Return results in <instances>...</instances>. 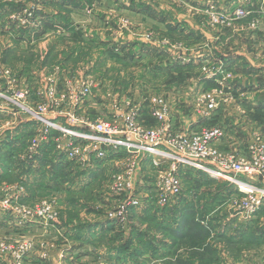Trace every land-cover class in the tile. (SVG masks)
<instances>
[{
    "label": "built area",
    "instance_id": "obj_1",
    "mask_svg": "<svg viewBox=\"0 0 264 264\" xmlns=\"http://www.w3.org/2000/svg\"><path fill=\"white\" fill-rule=\"evenodd\" d=\"M253 7V0H235L231 7L222 9L211 6L203 13L205 24L213 32L232 31L252 17ZM39 10L36 6L21 13L27 22L24 28L38 25ZM146 37L156 40L158 35L150 32ZM206 67L213 69L206 74ZM91 70L92 67H85L81 74L74 71L73 75L50 68L41 74L40 82L37 80L39 88L34 91L27 75L0 66V139L28 121L37 125L17 159L26 171L39 169V157L46 154L54 156L55 162L73 164L84 173L120 163L118 167L123 171L113 176L110 185V196L117 203L108 216L123 223L132 208L142 206V201H156L160 207H168L183 195L184 176L207 173L232 188L227 198L232 218L247 225L264 218V135L256 134L247 147L222 149L227 133L222 123L192 131L179 128L172 102L160 94L146 95L142 105L126 100L127 106L123 107L116 90L106 86ZM201 73L216 86L194 96L192 114L211 120L215 112L235 100L232 85L235 75L223 65L208 61ZM95 97L107 100L114 112L96 115L90 107V100ZM144 110L153 120L151 127L142 120ZM25 186L22 183L10 187L0 207L12 210L13 223L18 226L55 227L58 211L53 201L26 204L18 201L26 194ZM13 206L16 207L12 209ZM34 245V242L16 244L0 236V252L11 255L13 264H26V255ZM256 262L253 256L245 255L240 262L224 260L216 264ZM95 264L110 263L99 259Z\"/></svg>",
    "mask_w": 264,
    "mask_h": 264
},
{
    "label": "crops",
    "instance_id": "obj_2",
    "mask_svg": "<svg viewBox=\"0 0 264 264\" xmlns=\"http://www.w3.org/2000/svg\"><path fill=\"white\" fill-rule=\"evenodd\" d=\"M224 1L226 0H182V2L178 0L177 3H172L168 0H118V2L112 0H0V13L16 14L26 8L31 9L32 7L39 6L40 10L38 14L42 15L41 24L23 28L27 41L22 40L20 42L29 43L32 54L37 49L40 50L41 46L43 50L50 52L52 47H55L58 42H68L73 47L74 45L76 47L82 46L83 43L94 46L113 43V45L120 47V51L123 50L119 52L116 59H122L123 52L128 53L132 50L134 52H142L143 61L145 60L144 58L151 56L154 60L163 61V64L174 56L173 63L170 62L168 65L166 63L162 66L157 61L158 66L153 65V70L156 73H153V75H156L155 78L157 79V74H160L158 70L166 68L165 71L168 74L175 76L173 81H176L178 78L187 81L189 76L186 73L188 70L195 67L193 70L196 72L199 69L197 72L199 73V78L196 81V86L199 88H196L197 91L190 100L191 104L195 95L200 94L205 88L216 86L214 82L206 83L207 79L204 75L202 76L201 70L204 62L212 61L215 65H223L224 68L232 71L235 75L234 82L232 83L236 92L235 94L233 93L235 98H239L238 92H240L247 94L245 95L247 99L246 103L249 102L248 96H251L253 99L252 102L254 103L250 102L252 113L249 114L251 119H254L255 116H252L255 113L254 110L259 109L260 111L263 109L264 111V66L261 67L258 64L260 67H257L253 62L254 60L255 62L259 60L256 61L254 55L249 53L248 50L255 42L264 43V21L262 20L264 16H259V14L264 12L263 9L255 10L252 17L239 23L232 31L226 30L221 33H215V38L217 39H211L212 37L209 34L211 30L207 28L205 18L200 13L207 5L213 3L223 4ZM150 32L158 35L156 40H149L146 37V34ZM55 39L57 40L54 41ZM246 44L248 46H245ZM47 46L49 49H47ZM188 52L190 53L188 54ZM161 55H164V57L157 58ZM177 56L183 61L176 60ZM74 58L72 57L73 60ZM106 58L108 59V57ZM48 68L46 65L45 68L40 69L35 74L26 72L28 78L31 77L30 81L32 82L34 91H37L39 88L37 80L40 82L41 74ZM72 71H67L68 73L66 74L71 73L74 75L75 70ZM138 77L141 78L142 73ZM260 77L263 78V82L260 80ZM245 79L248 81L247 86L244 81ZM260 93L263 96L259 95ZM142 95L144 94L142 93ZM163 95L167 98L169 97L166 94ZM256 95H259L258 98H256ZM143 97H141L140 92L139 96H136L135 101L142 105ZM168 100L170 99L168 98ZM190 101L182 103L181 106L180 103L175 105L172 102L173 113L179 128L185 129L181 123L187 120ZM124 105L122 104L123 107H125ZM233 105L235 106V104ZM233 105H229L227 109H239L236 106L234 108ZM90 107L96 115L105 116L114 112L107 100L97 97L90 100ZM176 107L178 109L183 107V109L176 113L174 111L178 110ZM191 108L192 105L189 109L190 112ZM227 109L222 108L218 111L226 112ZM218 111L213 114L211 120L215 118V114ZM142 113V120L145 124L148 121L153 123L148 111L144 110ZM258 116H260L259 113L257 114ZM211 120L196 117L193 122L198 125H194L195 127L191 125V127L193 129H199L203 126L208 127L209 124L205 125ZM223 125L228 124L225 123ZM27 128L28 125L24 128V131H27ZM225 129L227 133L221 148L232 150L244 148L237 141V137L233 135V131L227 129L226 126ZM262 133L254 131L250 135L251 140L246 144L252 143L254 136ZM13 135H11L12 137L8 142L6 140L7 137L0 139V175L8 172L5 169L7 163L4 161L7 156H11V159L13 157L14 159H18L26 147V139L24 137L18 139L17 134ZM20 142L22 143L21 145H19ZM15 163L16 166L12 165V167L18 170V160H15ZM54 164L55 166L57 165L55 162ZM21 169L28 170L24 169V166ZM76 170L74 167V174ZM104 171L106 172L108 169L106 167L102 169L100 166L97 170L88 173L83 172V174L94 178L97 174ZM76 174L80 175L78 171ZM88 176L87 182L89 181ZM82 178L84 177L82 176ZM209 178L215 181V186L219 188L218 190L215 189V192L218 195L220 194V197L225 198V201H218L217 205L215 204L216 201H207L208 206L213 207L214 205V209H211L209 212L213 218L219 214V223H223L224 226L227 224L229 232L237 236L238 233H241L243 229L252 224H243L239 218L231 217V213H229L227 208V198L230 196L232 188L228 184L210 177L207 173H189L187 176H184V181L186 182L184 191L187 189V186H189V190L192 186L194 187L193 189H196L197 185H201L200 187L203 188L202 184L208 181ZM148 180H150V177H148ZM78 182H80L79 177H77L76 183L78 184ZM29 183L33 185V179L26 181V188L29 186ZM188 194L189 197L186 195L187 200L188 198L189 200L192 198L194 201L177 202L176 205L166 209H159L155 207L154 202L150 201L147 207H141L143 210H146L145 214L142 213L143 210L141 208L132 210L134 212L139 210V213H131L130 221L132 223L135 221L156 222V224H153L154 227L151 230L150 236L151 240L155 241L150 245H147V242L141 235L135 233L136 230L132 229V223L130 225V233L128 231L125 235H121L116 225L112 226L106 221H99L97 223L100 225H95V228L91 232L84 231L80 234L74 231L68 232L66 229L57 227L56 225L51 229H42L36 225L18 226L14 223L13 225H9V228L0 226V236L16 244L35 243V247L26 255V264H95L99 260L97 256L105 257L110 264H145L146 259H150V263L152 262V264H198L200 260L199 254L192 253L194 249L184 248V246L181 247L179 245L181 241H187L190 232L185 233V231L179 229L180 224L176 225L177 222H182L185 217L184 214L180 213L181 205L185 206L187 204L191 206L190 208L194 206L193 212L195 217L200 211L196 208V204L202 192L198 193V195L195 191L188 192ZM191 195L193 196L190 197ZM221 216L224 218L222 219ZM195 221L197 220L195 219ZM261 222L264 223L262 220ZM202 226H205V224L202 223ZM205 230L207 231L208 228L206 227ZM208 231L207 233L210 237L214 238L216 234L212 230ZM139 232L143 233V230ZM127 237L131 238L125 241ZM135 238L141 239L137 245V241L133 240ZM123 240L125 241L124 244H122ZM101 241H103L102 244ZM246 255L255 258V255L252 253H247ZM233 257V259H236L238 256L236 258L235 256ZM233 259L228 258L231 261H234ZM13 262L14 259L11 255L0 252V264H13Z\"/></svg>",
    "mask_w": 264,
    "mask_h": 264
},
{
    "label": "rangeland",
    "instance_id": "obj_3",
    "mask_svg": "<svg viewBox=\"0 0 264 264\" xmlns=\"http://www.w3.org/2000/svg\"><path fill=\"white\" fill-rule=\"evenodd\" d=\"M112 1L118 2V0ZM177 1L178 0H172L169 2L177 3ZM180 1L182 2V0ZM232 2H235V0H226L223 2V4H209L205 7V9L202 10V14L200 15H203V13L211 6L216 7V9L231 7ZM253 2L254 7L252 8V11L263 9L264 12V0H253ZM28 10H30V8L24 9L19 14L0 13V66L2 67H9L19 74H26L27 71V73L35 74L40 69L45 68L46 65L49 67L48 69L53 67L59 68L63 73L75 70L76 74H81L85 67H92L91 71L97 74V76H99L105 82L106 86H110L112 90H116L114 91L117 92V95L119 98H121V104H124L126 100H135L136 96H139V93L141 92V97L152 94H166L169 96L168 98L171 100V102H174L175 105L180 103L181 106L182 103H187L190 101L192 96L197 91L196 88H199L196 86V81L199 78V73H197L199 69H197L195 72L193 70L195 67L192 69L190 68L186 74L189 77H193H188L187 81L181 78L173 81L175 76L168 74V72L165 71L166 68H163L158 70L160 74H157L158 76L156 79V75H153V73L156 74L153 68L154 66H158L157 61L160 62L162 66H164L166 63L168 65L170 62L173 63L172 60L174 56L171 57L168 62L165 61V64H163V61L154 60L151 56L144 58L145 60L143 61V57L141 55L142 52L139 53L132 50L128 53L123 52L122 59H116L118 58L119 52L123 50L120 51V47L118 45H113V43L108 45L106 43V45L100 46L83 43L82 46L76 47L74 45L73 47L68 42H58L55 47H52L50 52H48V50H43V47L41 46L40 50L37 49L35 53L32 54L29 43H20L22 40L27 41V36L26 34L24 36L23 29L27 22L25 15L21 13ZM259 16L263 17L264 13L259 14ZM203 17L205 18L206 22V17L204 15ZM262 20L264 21V19ZM41 21L42 15L38 24H41ZM215 33L218 32L215 31L211 33L210 31L209 34L212 37L211 39H217L215 38ZM56 40L57 39L54 41ZM249 43L251 44V42ZM245 46L248 45L246 44ZM47 49H49L48 46ZM248 52L254 55L256 61L259 60L258 62H255V60L253 62L255 65H257V67L264 66V43L255 42L253 46L251 45V48L248 50ZM189 53L190 52H188V54ZM179 55L181 56V54ZM72 57H75L74 60ZM106 57H108V59ZM163 57L164 55H161L157 58ZM176 60L180 62L183 61L181 58H179V56H177ZM212 64H214V62H212ZM258 64H260V66ZM210 69H213V67H206L205 73L207 74ZM141 73L142 79L138 77V75ZM205 73H203L202 76L205 75ZM260 80L263 82V78L260 77ZM209 81L212 80H207L206 83H209ZM244 81L247 86V79ZM212 88H214V86L210 87L209 89ZM194 90L195 92H193ZM142 93L144 95H142ZM235 93L236 92H234V94ZM238 94L239 98H235L232 103L228 104V106L235 104V106L239 108L238 110H231L230 108L227 109L228 106H226V112L218 111V113L215 114V118L207 122L205 126L209 124L208 127H216L220 122L223 124L227 123L228 125H225L226 128L233 131V135L237 137V141L240 143L241 147H247L246 143L251 140L250 135L254 131L264 133V111L263 109L260 111L259 109L254 110L255 113L253 112L254 114L252 116H255V118L251 119L249 114L252 113V110H250V102H252L253 99L251 96H248L249 102L246 103L247 99L245 95L247 94H242L240 92H238ZM259 95H262V93ZM259 95H256V98H258ZM260 99H262V97H260ZM191 105L192 104L190 101L189 109ZM124 106L126 107L127 105L125 104ZM235 106L233 105L234 108H236ZM182 109L183 107L174 111L177 113ZM189 109L187 111V120L181 123V125L185 129L192 131L194 130L192 127H195L194 125L197 126L198 124L193 122L195 121L196 117H194L192 114V108L191 112ZM258 113L260 116L257 117ZM1 118H5V116H2ZM146 124L148 127L153 126L151 121H148ZM27 125V131H24V128ZM36 126L37 125L35 122L28 121L22 126L9 131L6 134L7 142L10 141L12 137L11 135L13 134V136L17 134L16 136L18 139L24 137L28 142L30 136L34 133ZM21 144L22 143L20 142L19 145ZM52 157L55 158L54 156ZM15 160H17V158L14 159L13 157V159H11V156H7V158L4 160L7 163L5 165V169L8 172L0 175L1 202L5 199V196L9 195L10 187L22 183L25 186L26 181L22 180L21 177L26 172L22 171L20 168L16 170L15 167H12V165L16 166ZM17 164L19 165V163ZM113 165V167H109L108 171L101 172L94 178L83 174L82 171L77 169L76 172L78 171L80 173V182H78V184L76 183L78 175L76 172L74 174V166L69 165L67 162H61V165L59 166L60 168L55 166L54 163L48 165L47 168H45L46 165H44L42 169L39 170L41 177H38L39 173H36L35 178H33V185H30L29 183L30 187L28 186L27 189L25 188L26 194L22 195L23 197H20L18 201L21 204H26V202L29 201H32V203L53 201L58 211V217L54 224L57 227L59 226L66 229L68 232L74 231L78 234L84 231L91 232L95 228V225H100L97 222L106 221L112 226L116 225L117 228H119L121 235H125L128 231L130 233V225L132 223L130 221L131 213H139V210L134 212L132 210L135 208H132L128 214V220L124 223L121 222L122 220L109 218V212L114 210L117 203L115 198L110 196L112 194L110 191V185L113 180V176L120 174L123 171L122 168L120 169L118 167L121 165L120 163ZM63 169H65L64 172H62ZM42 171L46 172L45 176L41 175V173H43ZM82 176L84 178H82ZM87 176L89 177L88 182L86 180ZM209 180L202 184L203 188L200 187L201 185H197L196 189H193L194 187L192 186L189 190V186H187V189L184 191V196L182 195L183 197L181 196L178 201H174L168 207L163 208L160 207L156 201L151 202H154L155 207H158L159 209H166L170 206L176 205L177 202L180 203L182 201L183 203L185 201H194L192 198L191 200H189V198L187 200V196L189 195L188 192L195 191L197 192V195L198 193L202 192V195L196 204V208L200 210L196 217L194 216L193 212V209H195L194 206H192L193 208H190L191 206L186 204L185 206L181 205L180 207V213L184 214L185 217L182 222H177L176 225L180 224L179 229L185 231V233L190 232V235L188 236L187 241H181L179 245L181 247L184 246V248H189L192 250L194 249V252L192 253H197L200 257L198 264H216L221 261L228 260V258L233 259V256H235V258L238 256L236 259H233L234 261H241L247 253H252L255 255L257 264H264V223L261 222V217L254 221L251 226L243 229L242 232L238 233L237 236L231 234L227 224L224 226L223 223H219V214L213 218V216H211L212 214L209 212L211 209H214V205L213 207L208 206L207 201H216V205L218 204V201H225L224 197H220V194L218 195L217 192H215V189H219L217 186H215V181H213L211 178H209ZM146 181L148 184L151 182L148 179ZM192 196L193 195L190 197ZM149 202L150 201H142L141 207H147ZM200 206L204 208H201ZM15 207L16 206H13L12 209ZM145 212L146 210L142 211L143 214H145ZM221 218L223 219L224 217L221 216ZM195 219L197 221H195ZM262 221H264L263 217ZM13 222L14 219L12 216V210L0 207V226L3 228H9V225L14 224ZM202 223H204L208 228V232L212 230L216 234L214 238L210 237V235L205 230L206 227L202 226ZM132 224V229L136 230L135 233L141 235L142 238L145 239L147 245H150L155 241L151 240L150 236L151 230L154 227L153 224H156V222L135 221ZM140 230H143V233H140ZM238 237L240 238L239 240ZM128 238L131 237H127L125 241ZM133 240L137 241V245L138 241L141 239L139 240L135 238ZM125 241L123 240L122 244H124ZM102 243L103 241H101V244ZM102 257L103 256H97V259H105V257ZM146 263H150V259H146L145 264ZM150 264H152V262Z\"/></svg>",
    "mask_w": 264,
    "mask_h": 264
},
{
    "label": "trees",
    "instance_id": "obj_4",
    "mask_svg": "<svg viewBox=\"0 0 264 264\" xmlns=\"http://www.w3.org/2000/svg\"><path fill=\"white\" fill-rule=\"evenodd\" d=\"M39 162H40V166H39V169H37V170H35V171H25V170H23V169H21V167H22V165H18L19 166V168L22 170V171H25L26 173L21 177L22 178V180H24V181H27V180H31V179H33V178H35V176H36V173H39V175H38V177H41L40 176V172H39V170L40 169H42V167L44 166V165H46V167L45 168H47L48 167V165H51V163L53 164L55 161H54V158H52V157H50V154H46V155H44V156H40L39 157ZM57 165V167L58 168H60L59 166L61 165V162H59V163H57V162H55ZM69 164V163H68ZM69 165H72V166H74L73 164H69ZM75 167V166H74ZM76 168V167H75ZM77 169V168H76ZM22 171H21V173H22ZM65 171V169H63V171L62 172H64ZM43 172V171H42ZM45 171L43 172V173H41V175L42 176H45ZM78 177H80V175H78ZM23 181V182H24Z\"/></svg>",
    "mask_w": 264,
    "mask_h": 264
}]
</instances>
